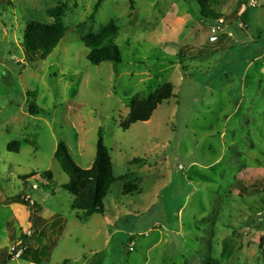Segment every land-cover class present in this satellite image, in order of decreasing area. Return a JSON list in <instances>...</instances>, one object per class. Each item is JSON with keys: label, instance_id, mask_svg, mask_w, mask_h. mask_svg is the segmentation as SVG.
Masks as SVG:
<instances>
[{"label": "rangeland", "instance_id": "374dc122", "mask_svg": "<svg viewBox=\"0 0 264 264\" xmlns=\"http://www.w3.org/2000/svg\"><path fill=\"white\" fill-rule=\"evenodd\" d=\"M213 1L216 34L187 0H102L93 20L97 0H69L67 32L40 59L25 53L23 31L53 23L57 2L0 0V251L29 236L30 208L7 204L20 195L45 219L27 245L41 264H264V0ZM112 20L123 61L94 66L85 37ZM165 83L176 98L121 129L132 98ZM100 130L115 177L134 173L138 191L119 182L103 200L106 220H80L54 154L64 142L89 169Z\"/></svg>", "mask_w": 264, "mask_h": 264}, {"label": "trees", "instance_id": "16d2710c", "mask_svg": "<svg viewBox=\"0 0 264 264\" xmlns=\"http://www.w3.org/2000/svg\"><path fill=\"white\" fill-rule=\"evenodd\" d=\"M54 1L57 2V6L48 10V15L54 20L53 23L44 24L35 21L25 27L22 45L26 54L45 59L51 55L54 48L64 38L67 29L63 26L62 18L66 12L64 3L69 0ZM187 1L198 5V12L203 20H209L217 24L221 19V16L213 10V0ZM101 2L102 0H97L95 3L93 13L89 17L90 20L94 19ZM134 4V0H129L130 9H133ZM118 35L119 28L116 26V20H112L102 29L100 34L86 36L84 46L89 50L88 62L94 66H99L102 63L121 64L123 59L120 50L114 44ZM175 98L174 88L170 83L163 84L156 92L146 98H132L127 118L124 123L120 124V128L126 131L137 123L149 121L158 106ZM28 109L31 115L38 114L39 107L35 102H31ZM19 148L20 143L11 142L6 149L10 153H17ZM54 159L68 178L67 183L63 184L60 189L67 191L72 196L70 209L71 212L76 213V217L80 220H86L94 215H103L105 211L103 200L110 193L111 188L119 182H123V191L127 194L138 191L139 179L129 180V175L115 177L109 152L103 144L101 130L98 133L95 158L89 169L83 170L75 164L64 142L58 144ZM131 163L144 164L142 160H133ZM44 175L48 182L53 180L51 172L47 171ZM7 204H19L29 207L28 221L31 227L29 236H23L11 253H6L5 250L0 251V264H8L16 256L31 264H41L39 259H33V257V260H29L28 252L30 248L27 247L28 242L33 240L37 234L38 226L45 223L40 217L41 208L35 202L25 200L20 195L8 199ZM58 239L59 236L52 240L53 246H56ZM259 248L264 254V238L260 239ZM36 252H38L37 249Z\"/></svg>", "mask_w": 264, "mask_h": 264}, {"label": "built area", "instance_id": "2783aa9c", "mask_svg": "<svg viewBox=\"0 0 264 264\" xmlns=\"http://www.w3.org/2000/svg\"><path fill=\"white\" fill-rule=\"evenodd\" d=\"M247 1H248L249 5L252 7L258 6L259 0H247ZM216 25H217V27L215 29H212V34H216L224 28V21L222 19H220ZM133 248H134V245H133V243H131L129 245V251H132Z\"/></svg>", "mask_w": 264, "mask_h": 264}, {"label": "crops", "instance_id": "0c3cea01", "mask_svg": "<svg viewBox=\"0 0 264 264\" xmlns=\"http://www.w3.org/2000/svg\"><path fill=\"white\" fill-rule=\"evenodd\" d=\"M144 165V167H146L147 166V164H143ZM194 164H192L191 165V168L192 167H194L193 166ZM149 169H151L150 167L148 168V170ZM130 176H132V177H134L135 175H134V173L133 174H130ZM120 177H123V176H120ZM119 178V177H118ZM135 179V178H134ZM139 179V178H138ZM122 189H123V186H122ZM196 190V189H195ZM134 194H137V192H135ZM123 197V196H122ZM42 211V210H41ZM42 213V212H41ZM41 213H40V217L42 218V216H41ZM29 215H30V212H29ZM95 216H99V217H101L103 220H106L107 218H106V210L104 211V214L103 215H94V216H92V217H90L89 219H91V218H94ZM28 219H29V216H28ZM43 219V218H42ZM44 220V222H45V219H43ZM53 223V222H52ZM31 225V224H30Z\"/></svg>", "mask_w": 264, "mask_h": 264}]
</instances>
